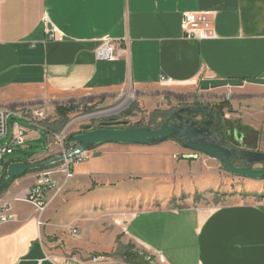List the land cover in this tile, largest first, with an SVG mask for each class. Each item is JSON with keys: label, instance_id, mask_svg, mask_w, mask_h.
Listing matches in <instances>:
<instances>
[{"label": "crops", "instance_id": "obj_1", "mask_svg": "<svg viewBox=\"0 0 264 264\" xmlns=\"http://www.w3.org/2000/svg\"><path fill=\"white\" fill-rule=\"evenodd\" d=\"M204 10L215 14L217 38H185L183 14ZM45 19L62 42L49 40ZM104 38L124 50L119 58L97 59ZM263 75L264 0H0V109L26 115L13 117L27 135L20 146H46L4 157L0 173L59 152L50 143L58 120L27 109L113 100L129 87L193 89L212 109L226 102L223 123L264 152V85L247 82ZM202 80L242 85L202 91ZM189 154L174 140L101 145L48 169L53 189L42 213L27 199L42 171L17 178L0 195V216H15L0 224V264H126L128 249L150 264H264V179Z\"/></svg>", "mask_w": 264, "mask_h": 264}, {"label": "water", "instance_id": "obj_2", "mask_svg": "<svg viewBox=\"0 0 264 264\" xmlns=\"http://www.w3.org/2000/svg\"><path fill=\"white\" fill-rule=\"evenodd\" d=\"M247 82L264 85V75L257 79L247 80ZM241 85L242 82L237 80H202L199 82L202 91ZM109 113L101 116L112 114ZM187 115H203L213 123V126L212 128L202 126ZM88 117L94 119L97 115L91 113ZM72 122L74 121H71L67 127ZM119 124L126 125L127 122ZM218 127V118L206 107L197 109L180 108L167 117L157 129L148 127L120 129L112 127L111 124H103L100 128H94L91 124H83L80 126L81 133L72 138V146L64 154L40 161L10 164L6 169L5 177L0 181V191L13 180L26 175L30 171L45 169L72 160L92 152L104 144L153 146L169 140L179 142L186 151L193 153L186 155V159H197L199 155H204L220 161L228 173L251 179H264V152L250 150L246 147L239 148L231 144L227 139H231L233 136V141L242 145L243 138L239 135L238 130H234L233 134L228 130L225 138ZM237 160L244 162L245 166L236 164ZM258 165L263 166V168H255Z\"/></svg>", "mask_w": 264, "mask_h": 264}, {"label": "rangeland", "instance_id": "obj_3", "mask_svg": "<svg viewBox=\"0 0 264 264\" xmlns=\"http://www.w3.org/2000/svg\"><path fill=\"white\" fill-rule=\"evenodd\" d=\"M167 87H161L160 89H147L137 92L134 88L129 87L124 90L119 97L113 98V100H100V101H90L88 104H66L53 107L48 113L47 109L37 110V112H42V117H36L37 119H43L42 122H50L52 120H61L60 123H57L54 128H51L52 136L50 138V143L54 150H59L52 156H60L64 148L65 150L68 147L69 137L72 134H75L77 131H80V126L83 124H91L94 128H100L104 122H106L110 116H115L117 119L115 123L111 124L112 127L125 129V128H136V127H148L155 129L158 127L165 119L173 112L180 108H209L210 112L212 107L202 106L195 96V91L193 89L179 88V89H170L166 90ZM170 96V97H169ZM149 98V100L147 99ZM169 103L161 104L159 100H166ZM144 100V101H141ZM59 108H72L71 111H65L64 117H60L58 114ZM213 111V109H212ZM35 111L27 109V114L32 115L35 118ZM112 114L109 116H101L104 114ZM48 113V114H47ZM95 113L97 117L94 119L89 118L88 115ZM212 113V112H211ZM110 114V113H109ZM213 114V113H212ZM62 118V119H61ZM15 118L10 119L8 126V136L5 138L3 143H8L12 141L13 138V122ZM207 118L202 115L196 116V122H207ZM19 121V120H18ZM72 124L67 127L71 122ZM57 122V121H56ZM121 122H127L126 125L119 124ZM20 126H24L22 121L18 122ZM225 123V122H224ZM228 123V122H227ZM227 123H225L227 125ZM226 135L227 131L230 130L233 134L234 129L226 126ZM222 133V132H221ZM45 134V133H44ZM46 137V135H45ZM231 144L236 145L239 148L246 147L247 149L252 150L249 146H246L236 143L233 141V136L231 139H227ZM3 143H0V147L5 146ZM45 144L43 141L38 143H29L25 147L20 146L14 150V154L11 155L12 159H24L28 155H38L45 153ZM56 148V149H55ZM189 152V151H188ZM192 153V152H190ZM42 158L41 160H45ZM40 161V160H39ZM70 161V160H69ZM68 162V161H66ZM63 162L62 164H66ZM61 166V165H60ZM255 168H263V166H256ZM48 171V170H45ZM44 172V170L42 171ZM49 172V171H48ZM3 173H0L2 177ZM38 178V177H37ZM35 207V206H34ZM129 250V249H128ZM121 250L122 257L126 264H150L142 254H136L132 251ZM132 255V259H126V256ZM96 259V260H94ZM94 262H101L105 260L104 256H94L92 257Z\"/></svg>", "mask_w": 264, "mask_h": 264}, {"label": "built area", "instance_id": "obj_4", "mask_svg": "<svg viewBox=\"0 0 264 264\" xmlns=\"http://www.w3.org/2000/svg\"><path fill=\"white\" fill-rule=\"evenodd\" d=\"M47 27V34L50 41L62 42L64 40V34L59 32L54 26H50L47 19L44 20ZM182 30L185 38L203 41L213 40L217 38L215 14L212 11H196L186 12L183 14ZM124 50L117 46V42L109 38H104L101 41V47L97 51L96 56L99 60H114L122 55ZM163 84H168L169 80L163 79ZM35 117H42V112H33ZM14 116L24 117L26 116L22 112L18 114L10 109H0V138H6L8 136L9 121ZM30 117V116H27ZM26 131L17 122H13V138L12 141L0 147V161L14 152L15 146L23 145L26 142ZM51 172H41L38 175L36 184L28 192L27 199L31 202L37 212L42 213L49 205L48 193L53 189V179ZM15 220V216L9 212H5L0 216V224L6 222H12ZM77 231L74 232V235ZM96 260V259H94Z\"/></svg>", "mask_w": 264, "mask_h": 264}, {"label": "trees", "instance_id": "obj_5", "mask_svg": "<svg viewBox=\"0 0 264 264\" xmlns=\"http://www.w3.org/2000/svg\"><path fill=\"white\" fill-rule=\"evenodd\" d=\"M228 106V104L226 103V102H223L222 104H220V105H217V106H215V109H213V111H212V109H211V112L213 113V115H215V117H217V118H220L222 121H223V114H222V112H223V110H224V108H226ZM72 110V108H59L58 109V114H59V116L60 117H64V115L66 114L65 113V111H71ZM62 119V118H61ZM61 122V120L58 122V123H60ZM207 122L211 125L212 124V122L211 121H209V120H207ZM163 124V122L158 126V127H156L155 129H157V128H159L161 125ZM135 128V127H134ZM76 134H72L70 137H69V142L71 143L72 142V138L75 136ZM10 165V164H9ZM9 165H7L6 166V169L8 168V166ZM56 165H58V164H55V165H52V166H49V167H47V168H45V169H41V170H36V171H30V172H28L27 174H29V173H32V172H37V171H43V170H48V169H50V168H52V167H54V166H56ZM6 169H5V171H4V173H3V175H2V177H0V181L5 177V175H6ZM15 180H13L11 183H13ZM11 183H9L5 188H3L1 191H0V195L11 185ZM132 255L130 254L129 256H126V259H132Z\"/></svg>", "mask_w": 264, "mask_h": 264}, {"label": "flooded vegetation", "instance_id": "obj_6", "mask_svg": "<svg viewBox=\"0 0 264 264\" xmlns=\"http://www.w3.org/2000/svg\"><path fill=\"white\" fill-rule=\"evenodd\" d=\"M187 116L191 117L193 120L196 121V116H199V115H192V116L191 115H187ZM203 117H205V116H203ZM107 118H109V119L106 122H104V124H113V123H115V121L117 119L115 116H110V117H107ZM218 120H219L218 129H219L220 132H222L221 134L226 138V130L223 128L224 127V123H223V121L220 118H218ZM198 123H200L202 126H208L210 128H212V126H213V123L211 125L208 122H198Z\"/></svg>", "mask_w": 264, "mask_h": 264}]
</instances>
